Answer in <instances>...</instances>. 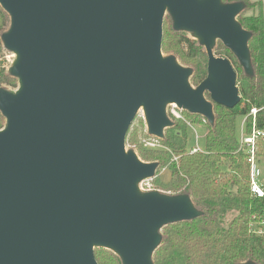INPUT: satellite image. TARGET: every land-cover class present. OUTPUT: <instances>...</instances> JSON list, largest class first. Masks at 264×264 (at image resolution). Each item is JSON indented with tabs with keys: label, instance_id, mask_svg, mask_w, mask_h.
I'll use <instances>...</instances> for the list:
<instances>
[{
	"label": "water",
	"instance_id": "95a60500",
	"mask_svg": "<svg viewBox=\"0 0 264 264\" xmlns=\"http://www.w3.org/2000/svg\"><path fill=\"white\" fill-rule=\"evenodd\" d=\"M2 36L18 54L17 92L0 88V264H99L96 247L123 264H154L162 226L199 215L187 195L141 192L157 162L126 149L144 108L149 133L172 125L167 104L214 120L236 106L237 72L214 52L221 40L252 75L242 3L222 0H0ZM196 33L207 77L162 51L166 12ZM209 93L210 99L206 98ZM243 264H252L251 262Z\"/></svg>",
	"mask_w": 264,
	"mask_h": 264
},
{
	"label": "trees",
	"instance_id": "16d2710c",
	"mask_svg": "<svg viewBox=\"0 0 264 264\" xmlns=\"http://www.w3.org/2000/svg\"><path fill=\"white\" fill-rule=\"evenodd\" d=\"M222 2L243 4L237 21L251 33L248 47L252 75L245 72L229 48H214L215 54L231 60L237 72L240 102L232 108L214 103L213 122L201 114H192L205 126L200 152L190 153L196 137L189 134L185 123L166 127L158 139L164 147L155 150L144 149L132 136L131 126L128 131V141L136 145L138 157L143 162L158 163L157 187L169 195H187L200 212L192 219L162 226L161 242L152 254L154 264H264V236L250 231L251 217L262 210L264 199L251 192L250 164L247 153L240 148L241 127L237 124L238 117L246 118L244 131L250 134L253 122L250 112L257 108L256 128L264 133V6L263 0ZM246 10L251 12L246 14ZM10 24L11 17L0 4V51L4 48L2 36ZM162 51L164 56L174 55L181 65L192 68L189 77L192 85L198 86L207 77L205 47L186 30L175 29L171 15L164 18ZM7 86L17 90L19 79L0 62V88ZM205 95L210 99L209 93ZM5 120L0 110V130L5 128ZM256 153L263 167L264 134L257 138ZM164 167L170 173L166 181L160 176ZM107 249L95 248L98 263L122 264L121 257Z\"/></svg>",
	"mask_w": 264,
	"mask_h": 264
},
{
	"label": "rangeland",
	"instance_id": "374dc122",
	"mask_svg": "<svg viewBox=\"0 0 264 264\" xmlns=\"http://www.w3.org/2000/svg\"><path fill=\"white\" fill-rule=\"evenodd\" d=\"M250 12H251V10H246V14H249ZM166 15H170L168 11L166 12ZM187 32H189V31H187ZM189 36L199 40V37L197 36L196 33L189 32ZM214 48H218L219 50H222V49L225 48V45H224V43L221 40L216 39L214 41ZM218 56H220V55H218ZM17 61H18V56L16 55V52L6 48V46L4 45L3 50L0 51V62H1V64L6 69H8L11 72L12 67L17 63ZM11 74H12V72H11ZM192 87L195 88L197 86L192 85ZM3 88L8 90V91H10V92H17L18 91V90L11 89L9 86L3 87ZM169 110H170V105L167 104V115H168L169 119L171 120L172 124L185 123L188 126L189 134L192 135V136L195 134V137L199 136V140H198L199 141V145L201 147H203L204 146V140H205V126L201 125L200 123H198L196 121V120L200 119V118L195 117L194 115H192V114H196V113H192V112H190V111H188L186 109H182L180 111L181 114H182V118L181 119H177V118L175 119V117L170 114ZM242 123H243V119L241 117H238V119H237L238 127L239 126L241 127ZM132 129H133L132 136L135 137L137 142L144 149L155 150L153 148H149V147L146 146V142L149 139H153L156 136L149 133L148 123H147L146 118H145V111H144L143 107L140 108L135 121L132 123L131 130ZM129 136H130V132L128 133L127 139H126V149L135 151L136 150V145L134 143H131V142L128 141V137ZM196 141L197 140L195 138V142ZM163 147L164 146L161 144L160 147L157 148V149H161ZM263 170H264V165H263ZM156 172H157V170H156ZM160 176L165 181L170 178V173H169L167 167L162 168ZM156 179H157V175H154V178H149L148 177V178L141 179L138 182V187L141 189V192H150V191L153 192V191H155V192H158V193H161V194H164V195H169V192H165L162 189L160 190L157 187V183L155 182ZM142 187L144 189H142ZM157 188H158V190H157ZM98 248L107 249V247H98ZM108 249L114 251L113 249H110V248H108ZM122 264H123V261H122Z\"/></svg>",
	"mask_w": 264,
	"mask_h": 264
},
{
	"label": "built area",
	"instance_id": "2783aa9c",
	"mask_svg": "<svg viewBox=\"0 0 264 264\" xmlns=\"http://www.w3.org/2000/svg\"><path fill=\"white\" fill-rule=\"evenodd\" d=\"M264 4V0H263ZM264 6V5H263ZM170 114L177 119L182 118L181 108L176 103H170ZM258 112L257 108L251 109V116L253 117L252 122V132L250 134L245 133L244 131V121L241 125V133H240V148L243 149L248 155V161L250 164V172H249V183L250 189L253 195L257 198L264 199V170L259 162L258 155L256 153V141L259 136H263V131L256 128V114ZM158 137L153 139H149L146 142V146L149 148L157 149L160 147V143L158 141ZM195 145L190 149V153H196L202 151L199 145V136H196ZM178 156L174 157L175 161H178ZM153 178V177H150ZM142 189H144L142 187ZM250 222V231L258 236H264V206L260 212H256L252 215Z\"/></svg>",
	"mask_w": 264,
	"mask_h": 264
},
{
	"label": "bare ground",
	"instance_id": "6f19581e",
	"mask_svg": "<svg viewBox=\"0 0 264 264\" xmlns=\"http://www.w3.org/2000/svg\"><path fill=\"white\" fill-rule=\"evenodd\" d=\"M16 55L18 56V54L16 53Z\"/></svg>",
	"mask_w": 264,
	"mask_h": 264
}]
</instances>
